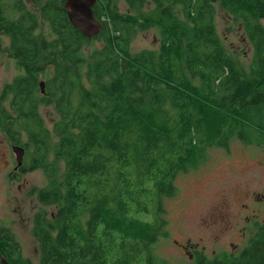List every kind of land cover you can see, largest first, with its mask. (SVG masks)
Returning a JSON list of instances; mask_svg holds the SVG:
<instances>
[{"label": "trees", "instance_id": "16d2710c", "mask_svg": "<svg viewBox=\"0 0 264 264\" xmlns=\"http://www.w3.org/2000/svg\"><path fill=\"white\" fill-rule=\"evenodd\" d=\"M64 1L31 11L0 0V35L22 72L2 88L0 132L50 181L30 195L55 209L33 218L39 264H168L155 248L168 238L162 199L176 194L177 174L231 141L264 147V0H219L251 45L248 75L217 36L215 0H123L128 14L96 0L101 30L92 38L70 24ZM150 28L158 48L132 52L134 35ZM47 107L51 129L39 113ZM0 255L30 264L5 232ZM192 262L264 264V225L243 249Z\"/></svg>", "mask_w": 264, "mask_h": 264}, {"label": "rangeland", "instance_id": "374dc122", "mask_svg": "<svg viewBox=\"0 0 264 264\" xmlns=\"http://www.w3.org/2000/svg\"><path fill=\"white\" fill-rule=\"evenodd\" d=\"M23 1L28 10L38 11L36 6L47 0ZM114 4L119 13H130L123 0H114ZM212 6L214 28L225 53L242 74L248 75L253 52L244 37L241 23L220 8L219 0H215ZM151 10L152 6H146L141 13L148 14ZM260 25L264 29V20ZM44 26L42 24V28ZM42 28L36 31L37 34L43 31ZM7 44L8 37L0 35V89L18 75L17 60L7 54ZM94 45L100 47V40H94ZM157 48L158 33L153 28L137 31L130 44L132 52ZM39 64L51 74L49 64L45 65L43 61ZM39 113L45 126L51 129L56 118L52 109L40 108ZM26 178L28 188L46 187L50 182L40 169ZM174 184L176 194L162 199L168 238L161 239L155 248V255L168 264H194L181 248L184 243L197 245L196 249L203 250L207 257L212 252L243 249L251 235L253 222L264 224V147L248 146L235 140L229 143L228 150L209 149L203 161L177 174ZM12 204L4 196L0 183V226L13 229L14 241L24 261L39 264L38 248L32 236L33 217L41 212L50 218L55 209L41 206L34 198L27 199L23 206V222L16 221L12 225ZM229 243L234 246L228 247Z\"/></svg>", "mask_w": 264, "mask_h": 264}, {"label": "flooded vegetation", "instance_id": "af4514ba", "mask_svg": "<svg viewBox=\"0 0 264 264\" xmlns=\"http://www.w3.org/2000/svg\"><path fill=\"white\" fill-rule=\"evenodd\" d=\"M7 45L9 47V44ZM7 54H8V48H7ZM15 67H16V61H15ZM16 70L18 71V75L22 73L17 69V67ZM4 85H2V88ZM2 88L0 89L1 91ZM1 91H0V106L3 105L4 107H7L5 103L1 102ZM1 134H0V183L3 187L4 196L7 197V201L11 200L13 202L10 208L11 215L13 216V218L10 222L12 225H14L16 221H18V223L23 222V216H22L23 206L26 203L27 199L34 198L33 196L29 195L30 190L33 188L27 187L28 182L26 176L28 174L33 173L35 169H33L32 165L29 164V162L25 161L26 152L24 146L18 144L15 141L7 139L5 136H2ZM253 223L254 226L251 230V234L254 233L255 226L258 224L256 222ZM258 225H264V224H258ZM0 232L8 233L14 238L13 229L7 228L5 226L4 227L0 226ZM196 246L197 245L190 246L188 243H184V245L181 246L182 250H184V252L191 261H196L200 257H204V258L207 257L204 251L203 250L198 251L196 249ZM232 246H234L232 243L228 244V247H232ZM215 255L216 252H212L210 254V258H213Z\"/></svg>", "mask_w": 264, "mask_h": 264}, {"label": "water", "instance_id": "95a60500", "mask_svg": "<svg viewBox=\"0 0 264 264\" xmlns=\"http://www.w3.org/2000/svg\"><path fill=\"white\" fill-rule=\"evenodd\" d=\"M96 0H65L62 8L70 24L86 38H92L99 34L101 24L92 15V6ZM41 94L44 93V82L38 84ZM0 263L8 264L0 255Z\"/></svg>", "mask_w": 264, "mask_h": 264}, {"label": "bare ground", "instance_id": "6f19581e", "mask_svg": "<svg viewBox=\"0 0 264 264\" xmlns=\"http://www.w3.org/2000/svg\"><path fill=\"white\" fill-rule=\"evenodd\" d=\"M3 101V100H2ZM7 101V100H6Z\"/></svg>", "mask_w": 264, "mask_h": 264}]
</instances>
